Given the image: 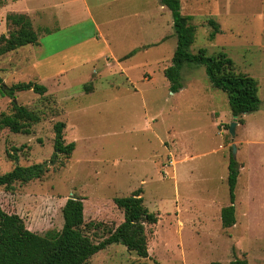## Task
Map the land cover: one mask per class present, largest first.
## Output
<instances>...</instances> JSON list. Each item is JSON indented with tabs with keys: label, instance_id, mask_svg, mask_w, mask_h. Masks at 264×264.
Listing matches in <instances>:
<instances>
[{
	"label": "rangeland",
	"instance_id": "374dc122",
	"mask_svg": "<svg viewBox=\"0 0 264 264\" xmlns=\"http://www.w3.org/2000/svg\"><path fill=\"white\" fill-rule=\"evenodd\" d=\"M59 1L0 0V34L17 30L7 22L9 14L26 12L44 47L0 55L1 85L34 82L47 88L43 95L14 92L16 104L39 121L29 134L0 130V174L32 164H42L44 172L0 188V208L44 235L60 231L65 201L80 198L84 223L99 224L89 231L98 242L123 221L114 198L140 190L145 207L157 215L156 224L145 226L148 256L115 243L85 264H230L234 259L264 264V0H179L181 15L195 29L189 53L223 52L237 72L257 82L259 108L242 116L245 126L236 128L233 139L226 94L211 86L203 65L182 66L183 92L165 86L162 70L171 64L176 39L170 11L160 0H71L76 9L89 8L71 18ZM213 24L218 30L210 37ZM12 100L0 87V114L13 113ZM56 122L65 125L63 143H74L70 155L54 150ZM253 140L262 143L246 144ZM232 143L242 152L235 153L239 166L243 156L251 165L245 169L251 187L247 196L241 170L235 224L223 228L220 210L229 204ZM163 144L190 159L172 170Z\"/></svg>",
	"mask_w": 264,
	"mask_h": 264
},
{
	"label": "trees",
	"instance_id": "16d2710c",
	"mask_svg": "<svg viewBox=\"0 0 264 264\" xmlns=\"http://www.w3.org/2000/svg\"><path fill=\"white\" fill-rule=\"evenodd\" d=\"M170 11L172 28L176 45L170 66L162 73L169 83L172 93L182 88L180 71L184 64H200L211 86L226 94L228 107L236 122L243 123L242 116L258 110L257 82L247 74L237 72L228 56L219 52L206 55L204 49L196 54L189 53V46L194 39V26L189 24V17L180 13L179 0H160ZM7 22L17 28L16 31L0 34V55L17 50L20 47L37 44V34L33 30L29 18L23 14H9ZM210 37L217 33L218 28L213 24ZM2 80L0 79V85ZM3 94L13 99L12 114H0V130L8 129L13 134H29L30 125L37 123L39 117L34 112L17 105L14 92L32 90L38 95L46 93V88L34 82H22L10 87L0 86ZM65 125L56 122L54 130V150L70 155L74 144H64L62 130ZM15 160L16 155H9ZM44 172L42 164L28 166L15 165L10 171L0 174V188L10 189L16 182L27 183ZM227 186L229 204L220 210V223L223 228L235 224V186L239 174V164L230 156L227 164ZM116 207L123 213V221L114 230L107 232V236L93 242L89 231L96 229L99 224L84 223L82 199L68 198L62 209L63 224L58 232H47L38 235L28 230L22 219L15 214H7L0 208V264H85L97 252L107 246L118 243L128 251L134 252L140 258H146L147 240L145 226L154 225L157 215L150 212L143 204L141 191L136 190L129 196L118 197L113 200ZM230 264H247L244 259H234Z\"/></svg>",
	"mask_w": 264,
	"mask_h": 264
},
{
	"label": "crops",
	"instance_id": "0c3cea01",
	"mask_svg": "<svg viewBox=\"0 0 264 264\" xmlns=\"http://www.w3.org/2000/svg\"><path fill=\"white\" fill-rule=\"evenodd\" d=\"M64 1V2H63ZM70 2H71V0H62V2L61 1H59V7L60 8H62V11L63 12H65V14H67L68 15V17H70L71 18V16H75L77 13H84V11H87V10H89V8L87 7V5L86 4H83V5H81L80 6V8L79 9H76L75 7H74V5L72 6L71 4H70ZM51 4V3H50ZM45 5V4H44ZM46 5H48V3L46 4ZM45 5V6H46ZM43 6V5H42ZM56 6V5H55ZM66 6H68L67 7V9H64ZM55 8H57V7H55ZM82 8H84V10L82 11ZM14 14H25V15H29V14H27L26 12H21V13H14ZM92 26H93V28H94V30H98L97 28V24H95L93 21H92ZM36 45H38V48L40 49V50H43V48L44 47H42L43 45L42 44H40L39 43V41L37 40V44ZM122 57H127L126 55H124V56H122ZM121 57V58H122ZM120 58V59H121ZM105 59L106 60H109L110 58H107V57H105ZM164 69V68H163ZM144 74V73H143ZM142 74V75H143ZM147 74H144L143 75V80L145 81V80H149V76H146ZM151 79V78H150ZM165 86L169 89V85H167V84H165ZM46 90H47V88H46ZM184 91V85H183V87L180 89V90H178V92L177 93H181V92H183ZM92 92H94V88H93V90H92ZM91 92V93H92ZM176 94V93H175ZM66 95H68V96H70V95H72V94H66ZM65 95V96H66ZM244 116V115H243ZM233 118V117H232ZM245 123H246V121L245 120H243V123H241V124H238L237 123V125H236V127H235V131H236V128H238V127H241V126H245ZM217 126V125H216ZM215 126V127H216ZM73 143V142H72ZM167 143V142H166ZM242 144L243 143V141L240 143V141H237L236 142V144ZM249 143H253V144H256V143H262V141H259V140H253V141H247L246 142V144H249ZM74 144V143H73ZM244 144H245V142H244ZM164 145V144H163ZM168 146H170L171 148H172V146H171V144L170 145H167V146H165L164 145V148H165V150L168 152V154H169V156H170V159H171V162H170V164H171V169L172 170H174V167H175V165L177 164V163H182L181 162V160H189L190 159V156H180V157H178V155H179V153L177 152V149L176 150H174L173 148H172V150L170 149V147H168ZM237 146V145H236ZM236 153L237 154H239V153H241V155H242V152H241V149L238 147V148H236ZM195 156V155H194ZM245 158H244V156L242 157V160H241V164H240V166H239V174H238V176L240 175V172H241V170L242 171H244V173H245V177H246V184H245V186H244V191H245V193L247 194V196H248V194H249V190H250V187H249V184H250V181H249V174H247L246 172H245V169H248L249 168V166H251L250 164H249V162L247 161H245L244 160ZM245 161V162H244ZM257 168V170H259V167H262V164H261V162H257V166H256ZM177 172V170H175V172L174 173H176ZM253 174H257L256 172H254V173H252V176H253ZM238 178V177H237ZM234 207H235V205H234Z\"/></svg>",
	"mask_w": 264,
	"mask_h": 264
},
{
	"label": "water",
	"instance_id": "95a60500",
	"mask_svg": "<svg viewBox=\"0 0 264 264\" xmlns=\"http://www.w3.org/2000/svg\"><path fill=\"white\" fill-rule=\"evenodd\" d=\"M236 125H237L236 118L233 117V121L228 126V134L230 135V137L232 139L235 137V127H236ZM231 150H232V157L235 158L236 148H235V145L233 143L231 145Z\"/></svg>",
	"mask_w": 264,
	"mask_h": 264
}]
</instances>
